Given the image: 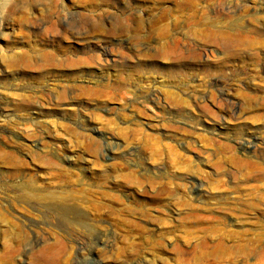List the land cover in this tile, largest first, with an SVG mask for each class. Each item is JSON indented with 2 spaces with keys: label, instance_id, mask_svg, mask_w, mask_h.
I'll list each match as a JSON object with an SVG mask.
<instances>
[{
  "label": "rangeland",
  "instance_id": "1",
  "mask_svg": "<svg viewBox=\"0 0 264 264\" xmlns=\"http://www.w3.org/2000/svg\"><path fill=\"white\" fill-rule=\"evenodd\" d=\"M262 100L264 0H0V264H264Z\"/></svg>",
  "mask_w": 264,
  "mask_h": 264
},
{
  "label": "bare ground",
  "instance_id": "2",
  "mask_svg": "<svg viewBox=\"0 0 264 264\" xmlns=\"http://www.w3.org/2000/svg\"><path fill=\"white\" fill-rule=\"evenodd\" d=\"M38 21V20H37ZM94 22L95 21H93V24H94ZM34 23V22H33ZM91 23V22H90ZM89 23V24H90ZM98 23V22H97ZM35 24V23H34ZM88 24V25H89ZM101 25V24H100ZM36 26V25H35ZM35 26H33V27H35ZM38 26V25H37ZM40 26V25H39ZM74 26V25H73ZM72 26V24L70 25V22L68 23V22H65V23H61V21L59 22V23H57V24H55L54 26H53V30H52V33H53V31L56 33L55 35L57 36V37H59L60 39H61V37H63L64 39L65 38H69V39H72V40H74V41H79V40H81V39H86V38H89V37H92V31H91V29H90V27L92 28V26H87L86 28H85V30L84 31H81V30H79L78 29V27H76L78 30H76V28H74ZM97 26V25H96ZM94 27H95V25H94ZM93 27V28H94ZM37 28V27H36ZM89 28V29H88ZM84 29V28H83ZM95 31V30H94ZM93 31V32H94ZM97 33V32H96ZM94 34V33H93ZM98 34V33H97ZM54 36V35H53ZM95 38V37H94ZM66 39V40H67ZM89 40V39H88ZM87 40V41H88ZM92 40V39H91ZM21 58L20 59H16V61H15V63L17 64L18 63V61H22L23 59H25V56L23 55V56H20ZM23 57V58H22ZM114 58H116V57H114ZM29 59V58H28ZM27 59V60H28ZM26 60V59H25ZM29 60H31V59H29ZM28 60V63L29 62H31V61H29ZM24 61V60H23ZM257 91V90H256ZM250 98V97H249ZM248 97H247V100H249L250 101V103L253 101L252 99H249ZM254 99V98H253ZM263 99V98H262ZM263 102H261V101H256L257 103H258V105L259 104H261V106H264V100H262ZM234 103V102H233ZM231 110L233 111V113H234V109H235V103L234 104H232L231 106ZM247 139L249 140V141H251V140H253V142H254V145L252 146V147H250L249 145H250V143H248V144H245V145H243L242 146V150H243V154H245V155H247V156H250V157H256L257 159H261V160H263L264 161V145H260V144H258V142H259V140H261L262 138L261 137H259V136H257L256 134L255 135H252V134H250V133H248L247 134ZM263 140V139H262ZM264 144V143H263ZM232 158H234V157H232ZM235 158H236V156H235ZM237 159V158H236ZM233 160V159H232ZM238 160V159H237ZM236 162V161H235ZM243 163V162H242ZM249 163V162H248ZM253 163H255V162H253ZM236 164V163H235ZM247 164V163H246ZM249 166V165H248ZM238 167V166H237ZM250 170H249V173L251 174V175H254L255 176V178H256V180L257 181H264V168H262V167H259V165L258 164H256L255 163V165H253V164H251L250 165Z\"/></svg>",
  "mask_w": 264,
  "mask_h": 264
}]
</instances>
